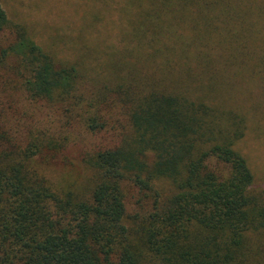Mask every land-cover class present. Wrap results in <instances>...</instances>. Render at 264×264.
<instances>
[{
    "label": "trees",
    "instance_id": "obj_1",
    "mask_svg": "<svg viewBox=\"0 0 264 264\" xmlns=\"http://www.w3.org/2000/svg\"><path fill=\"white\" fill-rule=\"evenodd\" d=\"M0 264H264V0H0Z\"/></svg>",
    "mask_w": 264,
    "mask_h": 264
},
{
    "label": "rangeland",
    "instance_id": "obj_2",
    "mask_svg": "<svg viewBox=\"0 0 264 264\" xmlns=\"http://www.w3.org/2000/svg\"><path fill=\"white\" fill-rule=\"evenodd\" d=\"M12 1V0H11ZM14 3H15V1H14ZM42 11H44V9L42 8V10L41 11H39L38 10V13H42ZM18 98H20V96H18V95H16ZM15 98V97H14ZM16 104V106H17V108H19L18 110H17V112L18 113H16V115H15V118H17L16 116H19V117H22V118H24V114L22 113V111L24 110L25 111V109L23 108V107H25V106H28V104H27V102L25 101V100H21V99H19V102L18 103H15ZM43 115H45V113H43V109H37V110H35L34 111V113H33V115H32V117H30L29 119H40V117L41 116H43ZM17 120L18 121H20V123H22V119H18L17 118ZM110 134H103V135H98V142L99 141H101V143H109L110 142V144H111V139H110ZM92 142V138H90V143ZM100 143V144H101ZM82 149V146L80 145V144H77V145H74V146H71L68 150H67V153H70V154H72V155H74V156H77V155H79V152H80V150ZM58 167V168H57ZM57 167H56V170H58V172H61V175L62 174H64V170L65 169H63L64 167L62 166V164L60 163V164H58L57 165Z\"/></svg>",
    "mask_w": 264,
    "mask_h": 264
}]
</instances>
